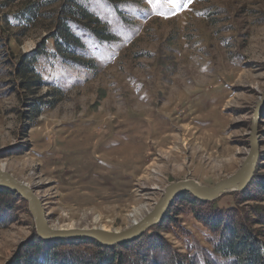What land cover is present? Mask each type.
Masks as SVG:
<instances>
[{"label": "rangeland", "instance_id": "1", "mask_svg": "<svg viewBox=\"0 0 264 264\" xmlns=\"http://www.w3.org/2000/svg\"><path fill=\"white\" fill-rule=\"evenodd\" d=\"M28 1L0 0V168L33 189L50 228L122 232L168 185L210 188L238 172L264 94V0H86L112 39L83 24L82 50L63 58L51 39L61 5L19 23ZM94 131L107 136L93 150L84 138ZM255 131L258 155L242 191L208 202L179 194L158 224L126 242L132 251L113 246L123 264H229L214 251L224 225L264 224V105ZM6 220L0 264H23L37 237L27 202ZM263 224L253 227L262 242ZM82 240L49 251L108 253Z\"/></svg>", "mask_w": 264, "mask_h": 264}, {"label": "trees", "instance_id": "2", "mask_svg": "<svg viewBox=\"0 0 264 264\" xmlns=\"http://www.w3.org/2000/svg\"><path fill=\"white\" fill-rule=\"evenodd\" d=\"M61 1L63 2L62 4ZM86 0H31L24 4V6L17 11L14 18L19 23L27 21H35L38 18L44 17V9L59 4L60 10L55 14L56 31L53 33V45L55 49V56L68 57L77 51L82 50V43L77 36V31L83 32L87 30L97 40L110 41L112 36L105 30L107 27L98 18H93V14L85 6ZM85 24L87 27H84ZM57 53V54H56ZM30 74L34 73V69H30ZM260 188L264 190V182L260 184ZM239 193V192H238ZM191 198H193L191 196ZM193 201H197L195 198ZM22 200L13 192L0 188V227L7 223V215L11 212L12 206ZM263 224L261 221L251 224L243 223L235 224L226 223L223 230L220 232L217 242L214 246L215 254L223 261L229 264H264V242L261 237L260 230L253 227ZM264 225V224H263ZM220 226H218L219 228ZM80 244H87L84 240L78 239ZM88 241V240H86ZM59 243H64L60 240L52 242H42L34 236L29 248L27 245V255H24L23 264H123L122 258L117 254L116 247H107V252H101V247L97 242H92L95 247H98L99 253L93 257H83L68 255L67 253L58 258L56 254L50 253ZM79 243V242H78ZM67 249L75 246L74 242H68ZM134 244V243H132ZM64 246V244H59ZM129 243L119 245L120 249L127 251L132 249L128 246ZM25 246V245H24ZM23 246V247H24ZM29 248V249H28ZM143 260L146 259L140 258ZM141 260V261H142ZM147 264H159L156 261L148 262ZM173 264H195L192 259H188L186 263L176 260Z\"/></svg>", "mask_w": 264, "mask_h": 264}, {"label": "water", "instance_id": "3", "mask_svg": "<svg viewBox=\"0 0 264 264\" xmlns=\"http://www.w3.org/2000/svg\"><path fill=\"white\" fill-rule=\"evenodd\" d=\"M263 105L264 94L262 95L261 102L258 108L255 110L253 116L249 153L245 162L235 175L215 184L210 188L199 186L197 183L190 180L168 185L165 188L161 199L155 204L154 209L148 212L146 216H144L137 223H134L130 228L122 232L106 233L99 228L65 230L52 229L46 222L42 201L35 195L33 189L25 183L14 178L3 168H0V188L15 193L22 201L27 202L29 212L32 215L35 223V235L38 237V239L44 242L74 238L90 239L105 247L123 244L141 236L150 227L158 224L174 198L179 194L188 193L196 200L208 202L216 199L218 196L224 193L242 191L243 187L251 177L258 155L255 123Z\"/></svg>", "mask_w": 264, "mask_h": 264}, {"label": "bare ground", "instance_id": "4", "mask_svg": "<svg viewBox=\"0 0 264 264\" xmlns=\"http://www.w3.org/2000/svg\"><path fill=\"white\" fill-rule=\"evenodd\" d=\"M101 131V130H100ZM100 131H94V132H92L89 136H86L85 138H84V142H85V146L87 147V148H92L93 150L94 149H97L100 145H101V143H100V140H101V138L102 137H104L105 135L107 136V134H104V133H102V132H100ZM129 134V133H128ZM120 135H122V134H120ZM126 136V135H125ZM128 138V137H127ZM104 139H106V137L104 138ZM94 140H96V141H94ZM107 142V141H106ZM111 142V141H110ZM109 142V143H110ZM105 144V143H104ZM87 148H84V150L82 149L81 151H86V149ZM92 150V151H93ZM117 151V150H116ZM119 151V150H118ZM108 155V154H107ZM108 157V156H107ZM109 162V161H108ZM111 163H113L111 160H110V164ZM136 211L134 212V215L136 216V217H139L140 219L139 220H141L144 216H142L141 215V210L140 209H135ZM148 213V212H147ZM142 216V217H141ZM138 220V221H139ZM137 221V219H133V221L131 222V226L134 224V223H137L138 222ZM74 227L73 226H68V227H66V229H73ZM59 230H65V228H58ZM100 230H102L103 232H106V233H118V232H111V230H110V228L108 227V228H101Z\"/></svg>", "mask_w": 264, "mask_h": 264}, {"label": "snow or ice", "instance_id": "5", "mask_svg": "<svg viewBox=\"0 0 264 264\" xmlns=\"http://www.w3.org/2000/svg\"><path fill=\"white\" fill-rule=\"evenodd\" d=\"M191 2V0H189V3ZM187 5H185V7H186Z\"/></svg>", "mask_w": 264, "mask_h": 264}]
</instances>
